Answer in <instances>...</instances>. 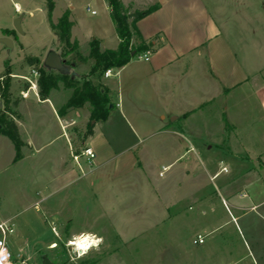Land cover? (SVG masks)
Segmentation results:
<instances>
[{"label": "rangeland", "instance_id": "rangeland-1", "mask_svg": "<svg viewBox=\"0 0 264 264\" xmlns=\"http://www.w3.org/2000/svg\"><path fill=\"white\" fill-rule=\"evenodd\" d=\"M250 2V14L260 13L262 23L245 26L244 41L233 35L229 44L248 80L232 99L219 96L205 103L198 117L204 131L203 139L195 142L198 154H182L189 148L183 139L164 142L160 133L135 136L129 130L135 126L113 125L124 137L117 149L130 145L138 155V169L118 177L112 174L113 161L100 166L78 155L86 147L81 134L94 123L89 116L84 120V107L72 110L76 124L60 128L54 107L64 103L71 90L59 83L50 92L53 110L34 94L40 72L55 76L56 71L49 74L42 65L47 51L55 47L74 64L69 72L89 70L92 60L78 55H88L86 41L97 27L111 28L105 1L54 3L53 22L69 3L73 5L76 25L71 35L81 44L67 52L50 28L47 0H0V39L11 42L7 46L0 41V102L8 84L0 107L5 120L17 125L24 143L22 157L13 161V144L0 134V221L13 228L4 240L14 258L25 264H41L42 255L53 264H252L256 258L264 264V208L250 209L251 203L264 202V9L258 7L264 8V0ZM4 61L12 72L7 79ZM24 77L36 86L22 98L20 91L30 85ZM103 77L95 75L92 81L103 84ZM233 204L242 209L236 211ZM235 215L240 216L234 220ZM86 233L101 237L102 243L78 255L66 244ZM197 234L203 236L202 244L192 243Z\"/></svg>", "mask_w": 264, "mask_h": 264}, {"label": "crops", "instance_id": "crops-1", "mask_svg": "<svg viewBox=\"0 0 264 264\" xmlns=\"http://www.w3.org/2000/svg\"><path fill=\"white\" fill-rule=\"evenodd\" d=\"M56 1L54 0L55 4ZM23 2L26 3V0ZM121 2L132 9H142L153 4H157L158 7L136 23L141 38L150 44L148 60L142 57L147 51L139 53L123 66L113 69L112 81L111 75L103 77V84L109 90L114 107L105 120L93 123L91 133L84 141V146H89L94 152V158L88 162H95L101 166L113 161L112 174L118 177L138 169L136 164L138 155L133 152L130 145L117 149L119 143L124 141V137L121 133H115L113 125L121 126L126 123L125 125L129 124V127L135 126L134 129L129 128L135 136L140 133L149 137L160 133L164 135V142H181L183 139L189 143V148H185L182 154L192 151L198 154L195 142L203 139L204 132L203 122L198 121V117H201L205 103L219 96L224 101L232 99L236 88L248 80L245 70L237 64L233 50L229 46L230 39L233 35H238V39L244 41L245 34L242 31L245 26H250L254 22L262 23L260 13L254 11L253 15L250 14L254 10L250 0H121ZM14 6L16 9L19 8L17 4ZM258 7L264 9L261 4ZM41 9L43 10V7ZM65 10L69 11L70 20L73 22L72 30L76 25L73 5L69 3L61 14ZM111 24V28L103 30L97 27L95 34L86 41V45L91 39H96L101 49H114L118 44V38L112 21ZM3 30L9 31L4 28ZM71 38L81 44L76 37L71 35ZM139 42L138 37L131 39L132 45ZM53 50L57 52L56 47ZM85 71L87 70L83 73ZM205 85L208 86L207 92ZM34 94L38 96L37 93ZM38 99L40 102L48 103L52 110L55 108L49 99L41 100L39 96ZM84 108L88 109L86 106ZM85 109L84 120L89 116V111L87 113ZM54 110L56 113V108ZM72 110L61 117L56 113L61 129L64 126L69 129L70 125L76 124L74 117H71ZM228 110V106L223 109L225 114ZM226 117L227 114L224 116V120L227 121ZM177 146V151H180V143ZM115 157H119V162ZM71 172L74 170L68 171ZM238 195L243 196L244 193ZM233 206L236 211L242 209L234 204ZM257 206L264 208V202L251 203L250 209ZM239 216L235 215L233 219L236 220ZM252 262L258 264L256 258H252Z\"/></svg>", "mask_w": 264, "mask_h": 264}, {"label": "trees", "instance_id": "trees-1", "mask_svg": "<svg viewBox=\"0 0 264 264\" xmlns=\"http://www.w3.org/2000/svg\"><path fill=\"white\" fill-rule=\"evenodd\" d=\"M109 8V17L113 23L115 35L118 38V44L114 49L100 50L99 41L91 39L88 42L89 52L87 56L78 55L81 60L91 59L89 70L85 73L74 74L68 72L60 74L55 72V76L44 77V72H40L37 79L38 96L41 100L49 99V94L52 90L58 89V84L62 83L64 89L71 90L68 98L61 105H56V113L58 116H64L69 110L82 108L87 105L89 110L90 121L105 120L109 111L114 107L111 95L108 88L101 82L93 83L92 77L95 75L99 78L102 76L106 69H117L126 64L133 56L148 51L150 44L145 42L136 27V23L141 18L153 12L158 5L153 4L142 9H132L130 6H125L121 0H105ZM54 6V0H47V14L49 18L50 28L57 33L58 39L64 42L68 47L67 52L75 51L78 48L76 40L70 42V30L73 22L70 20L69 11L65 10L61 16L53 22L50 19L51 11ZM8 33V31L3 30ZM138 37L140 42L137 45L131 44V39ZM63 64L68 66L72 71L74 64L64 60V56L59 54ZM50 74L51 70L46 69ZM10 69L6 61L4 62L3 76L5 79L10 77ZM7 76V78H6ZM8 84L5 82L1 100L2 105L6 101V91ZM4 111L0 107V134L7 136L13 144L15 155L13 161H17L22 157L21 147L23 141L21 140L17 126L5 120ZM92 125L90 122L87 129L82 136L85 140L91 133Z\"/></svg>", "mask_w": 264, "mask_h": 264}, {"label": "built area", "instance_id": "built-area-1", "mask_svg": "<svg viewBox=\"0 0 264 264\" xmlns=\"http://www.w3.org/2000/svg\"><path fill=\"white\" fill-rule=\"evenodd\" d=\"M86 10L90 11L91 14L95 13V11H92V10L89 9L88 5L86 6ZM147 53H148V51L145 52L143 54V56H142L144 60H148ZM31 74H32L33 77H37V75H38V73L34 69L31 70ZM112 74H113V69L109 68V69H106L104 71L103 76L104 77H108V76H110ZM24 79L30 85L27 87V90L20 92V95L22 97H26L27 96L28 89H35V86H36L35 82L31 81L27 77H24ZM78 155L86 156V158L88 160H91V159L94 158V152L89 146L84 147L83 150ZM78 155H73V158L76 159ZM164 169L165 168H163V170ZM222 171H226V168L223 167ZM12 233H13V228H12L11 224H9L8 222H5V221H0V249L3 250V254L0 255V264H25V260H23L21 258L20 259L14 258L13 255L11 254L8 246L6 245V242H5L4 238H5V236L7 234H12ZM77 237H79V236H77ZM73 239L69 240L66 245L68 247H70V248H73L76 252H78V250L76 249L75 244H70V242L73 241ZM203 242H204V239H203V236L201 234H197L192 239V243L195 244V245L202 244ZM54 245H55V243H52L51 247L54 246Z\"/></svg>", "mask_w": 264, "mask_h": 264}, {"label": "water", "instance_id": "water-1", "mask_svg": "<svg viewBox=\"0 0 264 264\" xmlns=\"http://www.w3.org/2000/svg\"><path fill=\"white\" fill-rule=\"evenodd\" d=\"M14 24H15L14 25L15 28L17 30H20L18 20H15ZM0 41L2 43L6 44L7 46H11V42L7 38H1ZM42 65L46 69L54 70L60 74H66L69 72V67L63 64V61H62L60 55L54 50L47 51V53L45 54V56L43 58ZM0 105H1V102H0ZM41 264H53V262H51L46 255H42L41 256Z\"/></svg>", "mask_w": 264, "mask_h": 264}, {"label": "clouds", "instance_id": "clouds-1", "mask_svg": "<svg viewBox=\"0 0 264 264\" xmlns=\"http://www.w3.org/2000/svg\"><path fill=\"white\" fill-rule=\"evenodd\" d=\"M102 243V238L96 236L93 233L81 234L79 237H74L70 244H75L78 250L77 254H87V251L92 247H98ZM3 254V250L0 249V255Z\"/></svg>", "mask_w": 264, "mask_h": 264}]
</instances>
